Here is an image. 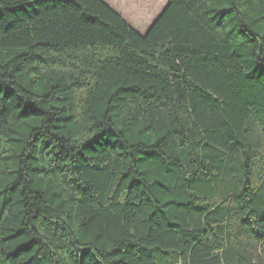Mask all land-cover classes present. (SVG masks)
<instances>
[{"label":"trees","instance_id":"obj_1","mask_svg":"<svg viewBox=\"0 0 264 264\" xmlns=\"http://www.w3.org/2000/svg\"><path fill=\"white\" fill-rule=\"evenodd\" d=\"M166 2L0 0V264H264V0Z\"/></svg>","mask_w":264,"mask_h":264},{"label":"rangeland","instance_id":"obj_2","mask_svg":"<svg viewBox=\"0 0 264 264\" xmlns=\"http://www.w3.org/2000/svg\"><path fill=\"white\" fill-rule=\"evenodd\" d=\"M126 24L144 35L167 6L166 0H101ZM147 2V3H146Z\"/></svg>","mask_w":264,"mask_h":264},{"label":"water","instance_id":"obj_3","mask_svg":"<svg viewBox=\"0 0 264 264\" xmlns=\"http://www.w3.org/2000/svg\"><path fill=\"white\" fill-rule=\"evenodd\" d=\"M164 11V10H163ZM153 24V23H152Z\"/></svg>","mask_w":264,"mask_h":264}]
</instances>
